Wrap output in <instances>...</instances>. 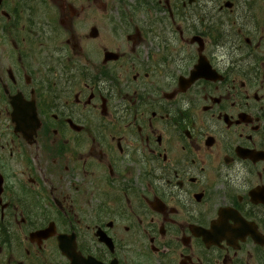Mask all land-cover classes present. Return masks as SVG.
<instances>
[{
  "label": "flooded vegetation",
  "instance_id": "af4514ba",
  "mask_svg": "<svg viewBox=\"0 0 264 264\" xmlns=\"http://www.w3.org/2000/svg\"><path fill=\"white\" fill-rule=\"evenodd\" d=\"M0 264H264V0H0Z\"/></svg>",
  "mask_w": 264,
  "mask_h": 264
}]
</instances>
